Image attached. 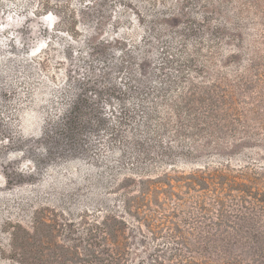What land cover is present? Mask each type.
<instances>
[{
  "label": "rangeland",
  "instance_id": "rangeland-1",
  "mask_svg": "<svg viewBox=\"0 0 264 264\" xmlns=\"http://www.w3.org/2000/svg\"><path fill=\"white\" fill-rule=\"evenodd\" d=\"M214 170L248 186L141 197ZM213 234L204 263L264 264V0H0V264H192L171 241Z\"/></svg>",
  "mask_w": 264,
  "mask_h": 264
},
{
  "label": "trees",
  "instance_id": "trees-1",
  "mask_svg": "<svg viewBox=\"0 0 264 264\" xmlns=\"http://www.w3.org/2000/svg\"><path fill=\"white\" fill-rule=\"evenodd\" d=\"M224 103H228L225 102ZM229 104H226L224 107L228 108ZM207 117V116H206ZM221 117V115H220ZM220 117L216 116L215 114V110L211 111V115H210V119L211 120H216V119H220ZM192 148H194V146H192ZM241 176V174H231L229 172H224L222 170H214L213 172H205V171H201V172H197V173H193L190 174L189 176H170V175H164L163 177H157L155 180H149V181H141L143 184V188L141 190V197H143V201L146 200L147 198V193L149 191H155L158 190L159 188L163 189L165 188V186H171L170 188V192L172 196H176L179 195L175 192L173 185L174 183H180V178H183V182L187 185L188 189H193V188H201L203 190V192L209 190V187L211 186V184H214V186H219L221 184V186L223 188L225 187H230L233 189H237L235 187L238 188H242V187H247L248 184L246 181H243L242 179H239ZM149 182V183H147ZM156 182V184H161L160 187H158V185L155 186H151L150 183H154ZM244 192H246V190L243 189ZM139 199V197L137 198V200ZM131 202L128 199H125L123 201V206L125 208L126 211H128L131 208ZM199 210H201L204 213H209V207L206 206L205 204H199L198 206ZM223 208L220 210V213L217 217V219L219 220V218L221 217V215H223ZM136 212L138 213V210H136ZM209 217V216H208ZM136 218L138 221H140L137 217ZM222 218V217H221ZM210 220V219H209ZM146 221L148 222V220H143V224L146 223ZM215 223V225L220 226V224L222 223V220L213 222ZM211 226V225H209ZM176 231L178 233H181L179 227L176 228ZM121 230L119 228V226H112V225H108L106 226V230L104 231V233H106V237L105 236H101L102 237V244L106 243H111L113 244V249L116 250V252L120 253L122 252L123 247V237L121 235ZM105 235V234H104ZM94 236V234H93ZM92 236V239H93ZM100 237V238H101ZM100 240V239H99ZM99 240H95L93 239L91 245L93 246H98L99 245ZM171 243H176L179 244L180 246H184L185 250H189L192 253L197 254L198 256H200V259H191L190 263L192 264H206L204 263V260L207 258L209 253H216L217 255H219V257H223L224 255H226V251L229 250L230 246L232 245L233 241L227 239V237L225 236H219V235H211V236H206V237H202L200 238L196 243H191L189 242L187 239L183 238V239H178L175 238L171 241ZM104 247V246H103ZM104 249V248H103ZM178 251H180V249H177ZM225 253V254H224ZM228 253V252H227ZM177 255H180L179 253H177ZM229 257H234L232 256V254L228 255ZM234 260V258L232 259ZM236 262L233 261H228L224 264H234ZM207 264H211V263H207ZM214 264V263H212Z\"/></svg>",
  "mask_w": 264,
  "mask_h": 264
}]
</instances>
